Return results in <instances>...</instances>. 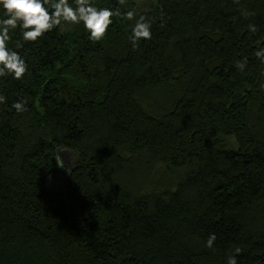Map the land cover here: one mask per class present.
Returning a JSON list of instances; mask_svg holds the SVG:
<instances>
[{
	"label": "trees",
	"instance_id": "obj_1",
	"mask_svg": "<svg viewBox=\"0 0 264 264\" xmlns=\"http://www.w3.org/2000/svg\"><path fill=\"white\" fill-rule=\"evenodd\" d=\"M92 3L120 12L98 42L10 33L28 71L0 77V264H264V0Z\"/></svg>",
	"mask_w": 264,
	"mask_h": 264
},
{
	"label": "clouds",
	"instance_id": "obj_2",
	"mask_svg": "<svg viewBox=\"0 0 264 264\" xmlns=\"http://www.w3.org/2000/svg\"><path fill=\"white\" fill-rule=\"evenodd\" d=\"M3 9V18H0V77L11 75L16 80H21L28 71L25 60L8 47L11 35L18 27L23 30V40L35 42L45 33L52 31L62 22L73 25L82 23L90 34L89 39L100 41L106 35L109 26L113 23V17L119 16V10L113 11L107 7L98 8L92 0H75V7L69 0H0ZM135 12L128 11L125 18L132 20ZM251 31H256L255 26H249ZM152 38L151 25L144 17H140L132 29L130 40L135 49L141 40ZM17 47L22 44L17 43ZM257 58L264 62V49L255 53ZM247 64V58L237 62V68L241 71ZM6 98L0 95V103H4ZM27 101L21 100L13 103L12 107L17 112L26 111ZM216 237L212 234L207 246L212 247ZM242 250L237 248L235 252L239 254ZM228 264H237L235 256L228 258Z\"/></svg>",
	"mask_w": 264,
	"mask_h": 264
},
{
	"label": "rangeland",
	"instance_id": "obj_3",
	"mask_svg": "<svg viewBox=\"0 0 264 264\" xmlns=\"http://www.w3.org/2000/svg\"><path fill=\"white\" fill-rule=\"evenodd\" d=\"M75 154L67 149H61L59 151L60 170L53 177L52 185L55 187L62 186L69 177V174L74 166Z\"/></svg>",
	"mask_w": 264,
	"mask_h": 264
}]
</instances>
